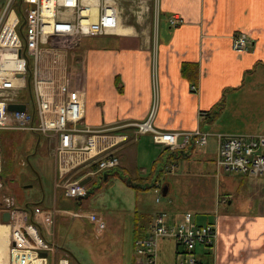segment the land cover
Returning a JSON list of instances; mask_svg holds the SVG:
<instances>
[{
  "label": "built area",
  "instance_id": "2783aa9c",
  "mask_svg": "<svg viewBox=\"0 0 264 264\" xmlns=\"http://www.w3.org/2000/svg\"><path fill=\"white\" fill-rule=\"evenodd\" d=\"M116 0H0V129H20L39 132L53 140L57 176L67 196H81L86 188L68 174L76 167L95 163L89 173L111 169L119 164L112 146L127 138L113 136L109 127L82 124L84 117L87 75L85 69L69 72L68 55L72 46L84 35L110 33L118 24ZM140 3L142 0H132ZM157 16V0H151ZM21 6L22 14L18 6ZM142 8L141 5H138ZM145 8H149L146 6ZM184 19L174 13L171 25ZM250 35L236 31L232 46L243 51ZM20 51V53H19ZM31 63L30 71L27 63ZM31 87L28 89V82ZM196 90L195 84L191 85ZM145 119L134 121L135 135L152 134L155 143L170 149L189 145L203 146L209 136L216 140L215 165L219 170L240 172L251 177H264V133L230 134L193 130L170 131L155 127L157 91ZM24 94L21 95V91ZM25 103L24 110L11 111L9 103ZM85 135L83 138L82 135ZM181 136L182 138H180ZM2 166L0 151V171ZM0 180V188L2 187ZM154 185L158 188L159 183ZM2 209L9 211V220L1 222L5 248H0V264H53L55 247L29 220L27 211L15 206L12 195L3 194ZM73 216L85 217L95 224L96 231L104 228V220L92 211H74ZM217 227L213 222L197 224L190 212L181 221H168L157 213L149 233L135 240V251L142 264H158V241L170 238L182 249L174 264H214L197 257L192 250L197 245L213 246ZM43 252H47L43 255ZM51 252V262L48 253ZM58 264H69L59 258Z\"/></svg>",
  "mask_w": 264,
  "mask_h": 264
},
{
  "label": "crops",
  "instance_id": "0c3cea01",
  "mask_svg": "<svg viewBox=\"0 0 264 264\" xmlns=\"http://www.w3.org/2000/svg\"><path fill=\"white\" fill-rule=\"evenodd\" d=\"M115 4L118 24L111 33L103 34L112 39L86 46L82 52L87 85L81 122L94 127L112 126L110 134L127 136L112 146L119 159L118 167L127 173L131 160L136 165L144 150L150 154L148 144H155L150 132L135 136L132 124L146 118L154 87L157 88L155 127L193 130L203 123L199 112L208 111L223 92L239 89L247 75H264V0H157V24L149 22L155 14L151 0L140 3L116 0ZM125 4L141 5L136 12L137 20L147 22L142 25L122 16L120 6L124 8ZM174 13L184 21L171 25L168 18ZM240 30L251 38L244 51L232 46L233 35ZM184 63L197 64L195 91L188 77L192 74H183ZM135 168L138 172L137 165ZM77 169L76 173L83 171L73 178H81L86 185L92 182L93 176L86 166ZM249 179L255 184L252 192L264 202V177ZM219 198L222 203L231 202L229 194ZM182 215L169 220L179 221ZM193 218L196 223L214 221L217 226L215 244L195 248L194 253L200 259L214 264H264V205L230 209L203 221L196 214ZM177 250L175 244L174 261Z\"/></svg>",
  "mask_w": 264,
  "mask_h": 264
},
{
  "label": "rangeland",
  "instance_id": "374dc122",
  "mask_svg": "<svg viewBox=\"0 0 264 264\" xmlns=\"http://www.w3.org/2000/svg\"><path fill=\"white\" fill-rule=\"evenodd\" d=\"M137 5L125 4L120 10L123 9L122 16L127 20L143 25L147 21L137 20ZM149 22L157 24L158 19L153 16ZM109 39L112 36H83L70 48L69 72L85 69L81 56L86 46H97L99 41ZM201 130L225 135L264 133V75H247L239 89L227 90L221 115L211 122H203ZM148 147L150 154L144 150L138 156V172L131 160V168L126 174L138 181L141 176L142 181L151 185L158 182L159 189L136 190L121 178L93 176L89 187L98 184L102 187L78 202L75 197L65 195L61 186L55 187L54 142L51 138L30 130L0 129V180L3 182L0 199L3 194L12 195L16 206L28 211L43 237L57 248L53 264H57L59 257H67L69 264H137L141 256L135 251L132 233L136 212L140 223L144 224L160 210L166 212L168 219L190 211L203 221L230 209L264 205L252 192L255 184L248 175L216 167L213 136L186 157L170 155L160 144L151 143ZM77 173L74 170L69 177L73 178ZM164 185L169 188L163 195L160 188ZM228 194L231 202L222 203L219 197ZM224 200L227 201L226 197ZM65 209L95 211L105 226L96 231L93 222L85 217H73ZM174 250V240L160 239L158 263L171 264ZM48 256L51 262V252Z\"/></svg>",
  "mask_w": 264,
  "mask_h": 264
},
{
  "label": "trees",
  "instance_id": "16d2710c",
  "mask_svg": "<svg viewBox=\"0 0 264 264\" xmlns=\"http://www.w3.org/2000/svg\"><path fill=\"white\" fill-rule=\"evenodd\" d=\"M18 3H20V0H18ZM18 9H19V12L22 14V10H21L20 5L18 6ZM27 69L29 71L31 69V63L30 62L27 63ZM182 71H183V74L186 76L190 75V73H191L192 75L188 76L189 80L193 84L197 83L198 67H197L196 63H184L183 67H182ZM30 83H31V81H30ZM224 106H225V92H223L220 99L208 111H206L204 113V115L201 118V121L202 122H211L213 120H216L221 115V113L224 109ZM194 148H195L194 145H189L184 149L169 151V154L176 156V157L188 155L192 152V150ZM95 166L96 165L93 164L92 167L94 168ZM96 176H99L101 179H107L109 176L121 178L128 186L133 187L136 190H144V189L151 188V183L149 184L146 181H142V178H140V177H138L140 179L139 181L135 180L134 178L130 177L128 174L123 172L119 167L101 170L96 174ZM101 187H102V184L93 185V186L89 187L86 191L85 196H82L81 198L87 197L91 194L96 193L98 190H100ZM80 199H78V202L80 201ZM76 201H77V198H76ZM138 216H139V214L136 212L135 217H134V224H133V240H135L138 237L146 235L147 234L146 228H148L147 226L149 225V223L147 225L146 224L143 225L142 223H140V219ZM137 264H142V263L140 261L139 263L137 262Z\"/></svg>",
  "mask_w": 264,
  "mask_h": 264
},
{
  "label": "water",
  "instance_id": "95a60500",
  "mask_svg": "<svg viewBox=\"0 0 264 264\" xmlns=\"http://www.w3.org/2000/svg\"><path fill=\"white\" fill-rule=\"evenodd\" d=\"M20 53V51H19ZM26 107V104L25 103H9L8 104V109L11 110V111H17V110H24ZM84 181H82L83 183ZM167 189H168V186L167 185H164L163 186V190H162V193L163 195L167 193ZM2 220L3 221H7L9 219V212L8 211H4L2 213V216H1ZM43 254H46V252H43Z\"/></svg>",
  "mask_w": 264,
  "mask_h": 264
},
{
  "label": "bare ground",
  "instance_id": "6f19581e",
  "mask_svg": "<svg viewBox=\"0 0 264 264\" xmlns=\"http://www.w3.org/2000/svg\"><path fill=\"white\" fill-rule=\"evenodd\" d=\"M6 227L3 226L2 224H0V232H2L4 234V231H5ZM0 233V248L4 247L5 248V240H4V236L3 234Z\"/></svg>",
  "mask_w": 264,
  "mask_h": 264
}]
</instances>
